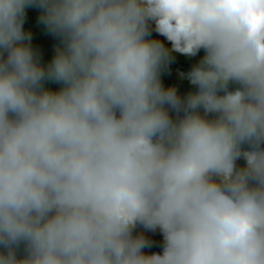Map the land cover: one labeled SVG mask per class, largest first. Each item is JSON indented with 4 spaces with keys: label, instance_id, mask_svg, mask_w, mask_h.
Masks as SVG:
<instances>
[{
    "label": "clouds",
    "instance_id": "9594fccd",
    "mask_svg": "<svg viewBox=\"0 0 264 264\" xmlns=\"http://www.w3.org/2000/svg\"><path fill=\"white\" fill-rule=\"evenodd\" d=\"M0 264H264V0H0Z\"/></svg>",
    "mask_w": 264,
    "mask_h": 264
},
{
    "label": "trees",
    "instance_id": "16d2710c",
    "mask_svg": "<svg viewBox=\"0 0 264 264\" xmlns=\"http://www.w3.org/2000/svg\"><path fill=\"white\" fill-rule=\"evenodd\" d=\"M25 30H27V28H25ZM57 43V41L53 42V46H55ZM240 164H243L242 160ZM146 239L153 244V247L150 250H144L146 254H151V252H159L161 250L159 245L162 244V236L160 235L159 230H156L155 232H150L149 236Z\"/></svg>",
    "mask_w": 264,
    "mask_h": 264
}]
</instances>
